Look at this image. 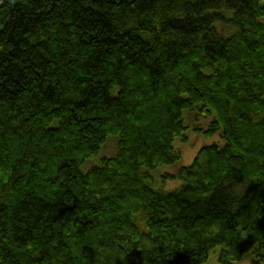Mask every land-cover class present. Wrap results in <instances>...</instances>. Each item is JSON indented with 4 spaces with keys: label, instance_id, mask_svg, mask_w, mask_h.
Listing matches in <instances>:
<instances>
[{
    "label": "trees",
    "instance_id": "obj_1",
    "mask_svg": "<svg viewBox=\"0 0 264 264\" xmlns=\"http://www.w3.org/2000/svg\"><path fill=\"white\" fill-rule=\"evenodd\" d=\"M215 251L264 264V0H0V264Z\"/></svg>",
    "mask_w": 264,
    "mask_h": 264
},
{
    "label": "rangeland",
    "instance_id": "obj_2",
    "mask_svg": "<svg viewBox=\"0 0 264 264\" xmlns=\"http://www.w3.org/2000/svg\"><path fill=\"white\" fill-rule=\"evenodd\" d=\"M231 14V12H229ZM223 29L227 31L230 29L229 25H224ZM193 114L194 117H190ZM186 124L189 127L186 129L185 133L188 135L187 142H183L180 139H176L175 146L181 151L182 158L176 164L171 165H164L159 167L156 172L154 173L155 178L158 179V174H160L159 181H156L155 184L156 188H161L166 191L176 190L180 186H182L183 181L178 179L168 180L163 178V174L165 172H175L180 166L182 165H189L192 163L194 157L196 156L197 152L200 150L201 147L207 144L217 143L220 146H223L225 141L221 137L220 133H217L212 136H206L204 133L196 131L194 127L196 125H201L204 129L208 126L209 122L213 117H196L195 112H190L187 114ZM116 142L115 140L111 139L109 142L103 147L99 152V158L97 162H99L102 156H112L116 154ZM96 162V163H97ZM95 163V162H94ZM93 164V163H92ZM217 254L218 252H212L208 258V260L202 264H218L217 261ZM237 264H251V260L249 258L242 260Z\"/></svg>",
    "mask_w": 264,
    "mask_h": 264
}]
</instances>
